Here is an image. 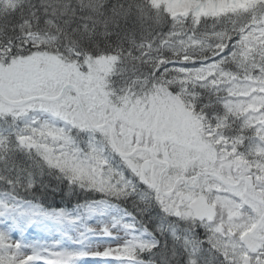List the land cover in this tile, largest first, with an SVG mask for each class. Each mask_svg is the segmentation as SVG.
Returning a JSON list of instances; mask_svg holds the SVG:
<instances>
[{"label":"snow or ice","instance_id":"1","mask_svg":"<svg viewBox=\"0 0 264 264\" xmlns=\"http://www.w3.org/2000/svg\"><path fill=\"white\" fill-rule=\"evenodd\" d=\"M0 264H264V0H0Z\"/></svg>","mask_w":264,"mask_h":264}]
</instances>
